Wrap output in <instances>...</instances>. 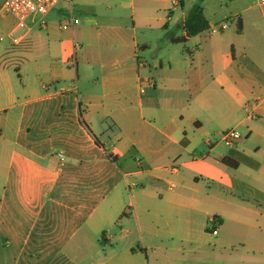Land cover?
<instances>
[{"label":"crops","instance_id":"obj_1","mask_svg":"<svg viewBox=\"0 0 264 264\" xmlns=\"http://www.w3.org/2000/svg\"><path fill=\"white\" fill-rule=\"evenodd\" d=\"M5 1L0 264H264V17L203 0L210 30L173 44L198 0H113L84 49Z\"/></svg>","mask_w":264,"mask_h":264},{"label":"rangeland","instance_id":"obj_2","mask_svg":"<svg viewBox=\"0 0 264 264\" xmlns=\"http://www.w3.org/2000/svg\"><path fill=\"white\" fill-rule=\"evenodd\" d=\"M109 3L113 5L115 4V2L113 3V0H73L71 5L67 3H59L51 11V14L49 13V15L46 17L47 28H40L36 24L35 28L41 32L43 38H46V36H48L53 44H59V42L64 39H72V31L75 30V40L77 41L79 46H84V49H88L97 44L104 46L105 41H103V39L101 38L103 36V32H101L102 29L100 27H102L101 23H103L104 18L107 17V15L104 14L103 10ZM242 4L245 7H251L252 12L259 16L258 20L263 21L264 18L262 19V17H264V6H259L256 0H242ZM234 5L235 4H228V7H233ZM70 6L72 7V12ZM94 15H98L100 19L99 25L95 24V18H93ZM109 16L111 17V19H113L112 14ZM71 17L79 19V25L74 29H61L60 25H63ZM38 18L39 16H35L33 19L31 18L30 24L35 23ZM9 19L14 20V18L10 15ZM260 27L262 28V38L258 43L263 47L262 53H264V24L261 23ZM234 28L235 27L233 25L232 29ZM251 37L252 35L248 32L247 35L244 36L243 40L251 42ZM180 47L183 48L182 45ZM257 52H259V50H251V52L249 53L250 55L251 53L256 55ZM152 53L153 52H151V54ZM13 72L14 71L12 70L11 74H13Z\"/></svg>","mask_w":264,"mask_h":264},{"label":"built area","instance_id":"obj_3","mask_svg":"<svg viewBox=\"0 0 264 264\" xmlns=\"http://www.w3.org/2000/svg\"><path fill=\"white\" fill-rule=\"evenodd\" d=\"M73 0H6L1 8V13L11 15L16 20L15 32L28 29L29 20L35 16H39V25L41 28L47 27L46 17L59 3H72ZM259 6H264V0H256ZM175 5H179L178 2ZM80 23L79 19L71 17L63 25L61 29H74ZM149 85L153 86L154 82L151 80ZM241 134L236 130H228L222 133L223 142L226 146H233L234 143L241 139ZM219 222L212 219L210 222V230L212 234H218Z\"/></svg>","mask_w":264,"mask_h":264},{"label":"trees","instance_id":"obj_4","mask_svg":"<svg viewBox=\"0 0 264 264\" xmlns=\"http://www.w3.org/2000/svg\"><path fill=\"white\" fill-rule=\"evenodd\" d=\"M203 0H198L189 10L183 28L185 35L182 37H175L174 34L167 33L169 41L173 44H183L187 42L188 38L204 34L210 30L209 22L207 21L203 7ZM222 163L232 168H237V163L230 162V158L222 159Z\"/></svg>","mask_w":264,"mask_h":264}]
</instances>
